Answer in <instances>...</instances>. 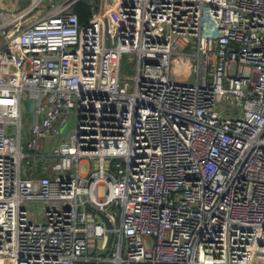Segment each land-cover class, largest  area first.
<instances>
[{"label":"built area","instance_id":"built-area-1","mask_svg":"<svg viewBox=\"0 0 264 264\" xmlns=\"http://www.w3.org/2000/svg\"><path fill=\"white\" fill-rule=\"evenodd\" d=\"M4 259L264 264V0L0 13Z\"/></svg>","mask_w":264,"mask_h":264},{"label":"rangeland","instance_id":"rangeland-1","mask_svg":"<svg viewBox=\"0 0 264 264\" xmlns=\"http://www.w3.org/2000/svg\"><path fill=\"white\" fill-rule=\"evenodd\" d=\"M10 1V2H14L16 3V9L15 8H8V9H4L2 11H5V12H2L4 14H6L8 17H13L14 15L22 12L23 10L29 8L31 5H32V0H7V2ZM46 3V2H45ZM44 4V3H43ZM45 6V4H44ZM44 6L42 7H37L35 8L32 13L29 15L28 17V20L29 19H32V18H35L41 14H43L44 12L42 11L43 9L45 10ZM126 58V57H124ZM188 73H190V71L188 70L187 71ZM195 74L194 71H192L190 74H185V76H193ZM121 75L123 77H127V76H132L133 75V70L131 68V66H128V67H124V63L122 64V68H121ZM177 80H183V78H177ZM29 105H30V102L28 99H25L24 101V106H25V114L27 115L28 112H29ZM118 162V159H114L113 160V172L115 174H117V169L115 167V164ZM88 167H89V164L88 162H83L81 164V172L82 173H87L88 172ZM104 194V189H101V192H100V195H103ZM29 207L33 210H35L36 212V215L38 218H41L40 216H38V210L40 208V205L39 204H30ZM100 243L101 241H99V245L98 247H100ZM99 253H102L101 251H99Z\"/></svg>","mask_w":264,"mask_h":264},{"label":"crops","instance_id":"crops-1","mask_svg":"<svg viewBox=\"0 0 264 264\" xmlns=\"http://www.w3.org/2000/svg\"><path fill=\"white\" fill-rule=\"evenodd\" d=\"M16 6L17 5L14 2H10V1L7 2V0H0V13L5 12V11H2L4 9H8V8H15L16 9ZM44 8H45V10L43 9L44 11L48 10L46 7H44ZM106 252L107 251H105L104 254ZM2 264H11V263L7 259H4ZM79 264H111V263H101L99 261H93L90 263H79Z\"/></svg>","mask_w":264,"mask_h":264},{"label":"trees","instance_id":"trees-1","mask_svg":"<svg viewBox=\"0 0 264 264\" xmlns=\"http://www.w3.org/2000/svg\"><path fill=\"white\" fill-rule=\"evenodd\" d=\"M88 6V3L82 2L75 8V10L80 13L81 23H85L91 17V12L88 9Z\"/></svg>","mask_w":264,"mask_h":264}]
</instances>
